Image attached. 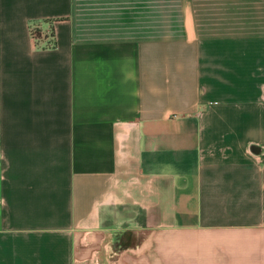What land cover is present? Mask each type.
Wrapping results in <instances>:
<instances>
[{
  "label": "crops",
  "instance_id": "0c3cea01",
  "mask_svg": "<svg viewBox=\"0 0 264 264\" xmlns=\"http://www.w3.org/2000/svg\"><path fill=\"white\" fill-rule=\"evenodd\" d=\"M114 253L264 264V0H0V264Z\"/></svg>",
  "mask_w": 264,
  "mask_h": 264
},
{
  "label": "built area",
  "instance_id": "2783aa9c",
  "mask_svg": "<svg viewBox=\"0 0 264 264\" xmlns=\"http://www.w3.org/2000/svg\"><path fill=\"white\" fill-rule=\"evenodd\" d=\"M35 31L34 30H32L31 31V41H32V46L35 48V47H37V37H36V35H35ZM117 256V257H116ZM120 254H116V253H114V254H112L111 255V257H115L114 259H112L111 258V262L109 263V264H117L118 263V259L120 258ZM93 264H100L98 261H97V259H93Z\"/></svg>",
  "mask_w": 264,
  "mask_h": 264
},
{
  "label": "trees",
  "instance_id": "16d2710c",
  "mask_svg": "<svg viewBox=\"0 0 264 264\" xmlns=\"http://www.w3.org/2000/svg\"><path fill=\"white\" fill-rule=\"evenodd\" d=\"M35 35H36V37H39L38 32H36ZM50 45L53 47V46L55 45V43L53 42V43H51Z\"/></svg>",
  "mask_w": 264,
  "mask_h": 264
},
{
  "label": "rangeland",
  "instance_id": "374dc122",
  "mask_svg": "<svg viewBox=\"0 0 264 264\" xmlns=\"http://www.w3.org/2000/svg\"><path fill=\"white\" fill-rule=\"evenodd\" d=\"M110 257H111V256H110ZM116 257H117V256H116ZM111 258H112V259H114L115 257H114V258H113V257H111ZM111 258H110V260H111ZM115 259H116V258H115ZM109 262H111V261H109Z\"/></svg>",
  "mask_w": 264,
  "mask_h": 264
}]
</instances>
